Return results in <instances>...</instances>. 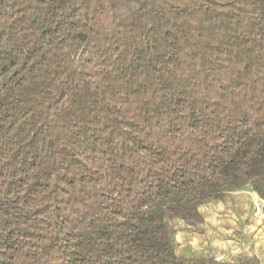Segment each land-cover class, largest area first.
<instances>
[{
  "label": "trees",
  "instance_id": "trees-1",
  "mask_svg": "<svg viewBox=\"0 0 264 264\" xmlns=\"http://www.w3.org/2000/svg\"><path fill=\"white\" fill-rule=\"evenodd\" d=\"M264 200V0H0V264H260L178 224Z\"/></svg>",
  "mask_w": 264,
  "mask_h": 264
},
{
  "label": "crops",
  "instance_id": "crops-1",
  "mask_svg": "<svg viewBox=\"0 0 264 264\" xmlns=\"http://www.w3.org/2000/svg\"><path fill=\"white\" fill-rule=\"evenodd\" d=\"M257 199L255 193L245 191L202 207L201 213L205 217L202 231L195 232L181 223V253H178V247L177 253L187 258L224 255L237 260L248 254L263 259L264 218L255 213Z\"/></svg>",
  "mask_w": 264,
  "mask_h": 264
},
{
  "label": "built area",
  "instance_id": "built-area-1",
  "mask_svg": "<svg viewBox=\"0 0 264 264\" xmlns=\"http://www.w3.org/2000/svg\"><path fill=\"white\" fill-rule=\"evenodd\" d=\"M255 207V213L257 216H259L260 218H264V200L259 198L257 199V202L254 204ZM263 235H264V229H263ZM263 248H264V242H263ZM217 260L219 262H233L234 260H232L231 258H228L224 255L217 257ZM260 264H264V258L263 259H259Z\"/></svg>",
  "mask_w": 264,
  "mask_h": 264
},
{
  "label": "rangeland",
  "instance_id": "rangeland-1",
  "mask_svg": "<svg viewBox=\"0 0 264 264\" xmlns=\"http://www.w3.org/2000/svg\"><path fill=\"white\" fill-rule=\"evenodd\" d=\"M179 227V233L177 235V239L179 240L178 242V253H181L180 249H181V222L178 224ZM180 245V247H179Z\"/></svg>",
  "mask_w": 264,
  "mask_h": 264
}]
</instances>
